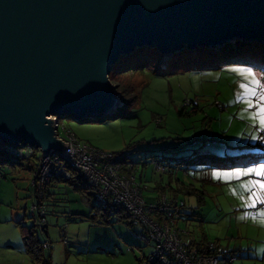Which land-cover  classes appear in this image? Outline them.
I'll use <instances>...</instances> for the list:
<instances>
[{
  "label": "rangeland",
  "instance_id": "1",
  "mask_svg": "<svg viewBox=\"0 0 264 264\" xmlns=\"http://www.w3.org/2000/svg\"><path fill=\"white\" fill-rule=\"evenodd\" d=\"M155 54V60L147 61V68L143 70H136L132 65H116L111 72L115 95L120 96L114 87L122 85L132 89L124 100L135 97V102L122 111L125 116L102 123L59 118L60 136H66L65 127L89 147L108 153H131L132 161L140 165L136 178L146 200L160 194L159 186L165 187L166 194L171 196L172 189L189 182L182 171L177 172L174 177L179 181L174 180L170 189L169 175L156 170L152 155L181 157L195 150L219 155L214 164L195 166L191 170V181L204 191L203 204L197 196L178 193L187 204L186 215L178 221L179 228L189 233L192 240L204 237L222 248L238 251L240 260L236 264H264V224L251 215L241 218L264 209L259 204L256 208H247L245 201L250 193L242 189L247 182L264 181V177L250 174L226 179L223 175L260 168L264 162L245 168L217 165V162L232 164L221 160L226 154L236 156L241 165L248 160L258 161L259 157L252 156L250 151L264 153V129L258 119L254 122L250 118L257 108H250L246 100L237 99L243 91L240 84H248L252 79L243 70H251L264 83V65L243 64L234 61L235 57L188 60L182 57L169 64L173 56L168 59ZM250 98L255 105L256 97ZM190 100L193 104L188 106V114L179 116L178 112ZM257 143L263 146L241 148ZM33 165L26 161L15 166L0 165V264H37L26 253L16 224L21 221L29 228L35 227ZM215 173L222 175L217 179ZM51 191L54 196L46 203L50 206L46 217L48 234L35 227L38 239L50 242L51 248L43 252L50 264H140L143 254L149 253L150 249L143 248L145 244L134 236L141 231L139 227L130 229L114 219L108 225L95 223L90 217L93 202L88 194L63 183H57Z\"/></svg>",
  "mask_w": 264,
  "mask_h": 264
},
{
  "label": "water",
  "instance_id": "2",
  "mask_svg": "<svg viewBox=\"0 0 264 264\" xmlns=\"http://www.w3.org/2000/svg\"><path fill=\"white\" fill-rule=\"evenodd\" d=\"M233 40L264 45V0H0V140L64 152L59 118L122 105L110 82L122 57Z\"/></svg>",
  "mask_w": 264,
  "mask_h": 264
},
{
  "label": "trees",
  "instance_id": "3",
  "mask_svg": "<svg viewBox=\"0 0 264 264\" xmlns=\"http://www.w3.org/2000/svg\"><path fill=\"white\" fill-rule=\"evenodd\" d=\"M158 53L159 57L163 56L164 54L161 53V51L158 48H151V47H144V48H139L137 49L133 54L124 56L121 58L120 62L117 64L118 67H122V66H136V70H143L145 68H147V61L149 62H153V60H155V58L157 57L155 53ZM182 57H186V60L188 59H196L198 57L201 58H222V59H231L234 58V61H239L241 63H247V64H252V63H257L259 62L260 64L264 65V45L262 44H253V43H249V42H245V41H238V42H234V43H225L217 48H208V49H204L201 47H197V48H193V49H185L184 51L178 52L176 54L173 55V57L171 59H169L170 57H167L170 61V63L173 62H177L179 59H181ZM169 66V65H168ZM155 68V67H154ZM161 68V67H160ZM114 69V68H113ZM110 79H111V83H112V78H111V74H110ZM264 79V78H263ZM113 84V83H112ZM114 89H117V94L120 95V100L122 102V106L118 107L117 110L115 112H113L112 114H110L109 116H102V117H97V118H86L83 119L81 121H79L80 123H88V122H97V123H102L107 119H118L121 118L123 116H125V113L122 112L124 111L126 108H128L129 106H131L134 102H135V97H133L131 100H127L128 99V91L129 89H131V87H126V86H122V85H116V87H114ZM124 97H126L127 99L124 100ZM190 104H193V101L190 100ZM189 106V105H188ZM187 105H184L182 107V109L178 112L179 116H184L187 115L188 113H186V110L188 109ZM193 114L197 113L196 109H194L192 111ZM190 142V141H187ZM6 142H3V144ZM185 145V144H184ZM250 145V144H249ZM256 146H260L262 147L263 144L257 143V144H251L250 146H244L241 148H245V147H256ZM264 151V148L262 149ZM248 152V151H247ZM247 152L244 153L247 154ZM41 154V150L40 149H36L35 152L33 153V155L29 158V160H14L12 155L7 153L5 150H3L2 148H0V165H5V164H9L12 166L15 165H21L24 161L28 162V163H34L35 165H33L31 167V170L33 171V180H35V175L37 173L38 170V166H39V157ZM114 156H119V164H120V172L122 174H126L128 176H136V171H138L139 166L137 163L132 161L131 158V153H127V152H117V153H112ZM256 156L259 157L258 161L255 160H249L248 162L250 164H255V163H259L260 161L262 162L264 159V153L263 154H257ZM219 155L210 153V152H200L198 150H195L192 154L187 155V156H181V157H171V156H162V157H155V156H151V160L152 163L155 164L156 166V170L158 171L157 167L161 166L164 167V171H158L160 173L163 174H168L170 177V181L168 183V187L170 189H172V184L173 181L175 180L176 182L179 181L178 178H175L174 175L177 172L182 171L183 172V176L185 178H189V182L185 183L183 182L181 185V188H177L176 189H172L174 190L173 194L171 196H168L166 194L165 191V187L163 186H159L158 190L160 192V194L156 197V198H152V199H148L146 200L144 197V199L147 202H152V201H156L158 200V198L162 197L163 195H166L168 197L169 200H179L182 201L184 204L180 207L179 211H173V218L175 220L177 229L180 230L179 225H178V221L180 219L183 218L184 215H186V201L182 198H180L178 196V193L180 192H185L188 195H193V196H197L199 199V203L203 204L204 202V191L202 189H199L197 187V185H195L194 182L191 181V170H193V167L195 166H202V165H206V164H214V161L216 158H218ZM221 160H227L229 162H231L232 164H226V163H218L217 165H227V167H238V161L236 159V156H232V155H228L226 154L225 157H223ZM247 162V163H248ZM246 165V164H245ZM223 167V166H221ZM196 180V178H194ZM32 181H31V185H32ZM209 182V180H206V183ZM57 183H63V184H67L68 186L73 187L76 191H79L83 194H88L91 198H92V202H93V210L90 213V217L91 219L95 222L98 223L100 225L103 224H111L112 219H114V222H120L123 223L125 225H127L130 229H133L134 227H139L141 229L140 232L138 233H134V236L136 237V235L138 234H142V235H146V228L142 225L139 226H135L133 225L132 221L130 220L129 215L126 213V211L123 208H118V209H114V210H104L102 207L101 203H98L94 193H93V188L91 186V184L88 181H85L82 176L78 175V174H74L73 177L69 180H61V179H54L49 183V185H46V200H45V206H46V213L43 215L45 222L43 223V227L42 225H38L35 222V217H33L32 214V218L34 219L35 222V227L37 226L38 228H40L42 233L48 234V226L46 224V217L49 214V205H47L46 203L54 196L53 192L51 191V188H53ZM55 184V185H54ZM166 214H160L158 216L154 215V219H157L159 221V219H163V217ZM16 224L18 225V227L20 228V232H21V236L23 239V243H24V248L26 253L30 256V258L37 264H50V261L48 259H46L43 255V252L45 250V248L43 247V244L45 242H41L38 237H37V232H36V228L35 227H27L26 225H23L21 221L16 222ZM181 231V230H180ZM146 232V233H145ZM64 236H66L64 234ZM190 234L184 231H181V237L184 239V241H188L189 245L188 247H186V250L189 254H191L192 251H196L197 256L199 258H211V257H217L220 262H222L221 264H236L239 260H240V254L238 253V251L236 250H229L227 248H222L220 245H218L215 242H209L208 240H206L204 237L201 238L200 240H192L191 238H189ZM137 238V237H136ZM148 239H150L147 236ZM139 241H142L141 239L137 238ZM145 246L143 248L147 249L150 247L147 245L146 242L142 241ZM50 244V242H48ZM67 243V241H66ZM213 246V247H212ZM51 248V246H50ZM49 248V249H50ZM142 248V249H143ZM151 249L149 251L148 254H143V257L140 259V264H144L145 262H148L149 264H153L150 263L149 261V257L151 255ZM235 258V259H233ZM171 264H179L178 260L174 259L173 262H171Z\"/></svg>",
  "mask_w": 264,
  "mask_h": 264
},
{
  "label": "built area",
  "instance_id": "4",
  "mask_svg": "<svg viewBox=\"0 0 264 264\" xmlns=\"http://www.w3.org/2000/svg\"><path fill=\"white\" fill-rule=\"evenodd\" d=\"M187 106L190 105L186 104ZM54 121L58 118L52 117ZM58 139L67 144L64 152L56 149L44 153L36 145H18L0 140V148L11 154L14 160H29L36 149L41 150L39 166L35 180L32 181V214L35 222L42 225L43 215L47 212L45 206L46 185L54 179L69 180L74 174L88 181L98 203L104 210L123 208L129 215L133 225L144 226L147 236L138 234L137 238L146 242L151 249L149 257L153 264H171L177 259L179 264H221L217 257L199 258L196 251L189 254L186 250L189 242L181 237L173 218V211H179L184 204L182 201L169 200L163 195L158 200L147 202L143 198L141 185L136 176H128L120 172L119 156L104 152L81 143L76 135L64 127L65 137L59 134L60 121L57 124ZM3 142H6L3 144ZM163 172L164 167L158 166ZM166 214L163 219H154V215ZM66 243V240H65ZM45 242L43 247L50 248ZM213 247V246H212ZM235 259V258H233ZM144 264H149L145 262Z\"/></svg>",
  "mask_w": 264,
  "mask_h": 264
},
{
  "label": "snow or ice",
  "instance_id": "5",
  "mask_svg": "<svg viewBox=\"0 0 264 264\" xmlns=\"http://www.w3.org/2000/svg\"><path fill=\"white\" fill-rule=\"evenodd\" d=\"M235 71H241L236 69ZM247 76L252 77L251 81L248 84H240V88L243 90L241 94L237 97L238 100H246L248 106L256 107L257 111L250 114V118L255 122L257 119L259 121V125L262 129H264V83H261L259 79L255 78V74L251 72V70H243ZM251 85V86H250ZM250 97H256L257 103L253 105ZM255 138V137H253ZM250 174H256L264 177V165L260 168L247 169L242 172H234V173H226L223 174L226 179H230L232 177L238 176H247ZM221 173H215V178L219 179L221 177ZM243 190L248 191L250 194L245 201V206L247 208H256L257 205H264V181L261 180H253L247 182L242 186ZM251 215L252 219H259L261 224H264V209H261L256 214L246 213L242 219L247 218V216ZM264 251V249H262Z\"/></svg>",
  "mask_w": 264,
  "mask_h": 264
},
{
  "label": "crops",
  "instance_id": "6",
  "mask_svg": "<svg viewBox=\"0 0 264 264\" xmlns=\"http://www.w3.org/2000/svg\"><path fill=\"white\" fill-rule=\"evenodd\" d=\"M250 154H252V156H256L257 155V153H251V151H250ZM248 159V158H247ZM249 161V160H248ZM247 161V162H248ZM264 162V159H263V161L261 162H259L258 164H261V163H263ZM252 164H250L249 162L248 163H246V165L245 164H241V165H239L238 167H242V168H245V167H249V166H251ZM196 185V184H195ZM52 199V198H51ZM54 200H55V198H54ZM55 210V209H54Z\"/></svg>",
  "mask_w": 264,
  "mask_h": 264
}]
</instances>
